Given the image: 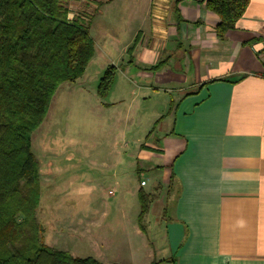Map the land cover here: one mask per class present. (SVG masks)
<instances>
[{"label":"crops","instance_id":"obj_1","mask_svg":"<svg viewBox=\"0 0 264 264\" xmlns=\"http://www.w3.org/2000/svg\"><path fill=\"white\" fill-rule=\"evenodd\" d=\"M217 21L201 0H146L134 38L106 40L103 67H116L131 100L170 95L155 120L158 131H149L137 152L140 169L172 199L160 246L167 257L176 255V264H264V0H249L223 38ZM144 245L155 259V247Z\"/></svg>","mask_w":264,"mask_h":264},{"label":"rangeland","instance_id":"obj_2","mask_svg":"<svg viewBox=\"0 0 264 264\" xmlns=\"http://www.w3.org/2000/svg\"><path fill=\"white\" fill-rule=\"evenodd\" d=\"M106 1L63 0L68 16L90 28L97 57L82 76L57 88L44 120L31 134L40 181L36 217L44 228L42 241L52 248L72 256L97 257L103 263L146 264L151 253L144 239L155 247V259L168 256L160 246L171 214L165 210L171 208L172 199L151 172L140 169L137 152L148 132L158 131L154 123L168 110L165 99L170 95L151 92L131 100L118 71L107 95L98 94L111 52L106 40L114 38L122 44L134 38L146 4V0ZM99 9L102 14L96 16ZM119 98L126 101L104 105ZM137 187L149 195L142 236L136 232ZM108 190L113 194L108 195Z\"/></svg>","mask_w":264,"mask_h":264},{"label":"trees","instance_id":"obj_3","mask_svg":"<svg viewBox=\"0 0 264 264\" xmlns=\"http://www.w3.org/2000/svg\"><path fill=\"white\" fill-rule=\"evenodd\" d=\"M201 2L218 18L214 26L218 38L235 28L249 4V0ZM136 39L127 51H132ZM94 45L88 25L69 19L63 0H0V264H104L42 241L44 228L36 217L39 167L31 150V134L44 120L57 88L84 73ZM115 74V66L105 68L99 95H107ZM147 197L138 192L142 232ZM176 261L173 254L149 264Z\"/></svg>","mask_w":264,"mask_h":264},{"label":"built area","instance_id":"obj_4","mask_svg":"<svg viewBox=\"0 0 264 264\" xmlns=\"http://www.w3.org/2000/svg\"><path fill=\"white\" fill-rule=\"evenodd\" d=\"M69 19H71V17L68 16Z\"/></svg>","mask_w":264,"mask_h":264}]
</instances>
